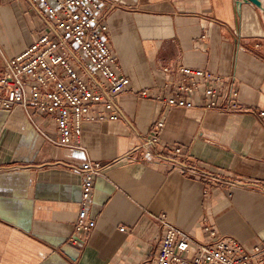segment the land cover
<instances>
[{"label": "crops", "instance_id": "obj_1", "mask_svg": "<svg viewBox=\"0 0 264 264\" xmlns=\"http://www.w3.org/2000/svg\"><path fill=\"white\" fill-rule=\"evenodd\" d=\"M108 1L110 46L130 80L115 99L121 118L86 125L74 148L49 143L39 130L54 135V126L36 112L0 110V264H149L161 214L198 241L206 224L247 248L263 244L264 0L262 9L234 0ZM42 23L28 0H0V57L21 53ZM181 65L228 79L245 111L169 107L136 94L163 85L162 66ZM158 120L160 144L183 147L210 184L164 160L121 159ZM88 159L105 169L88 208L96 224L79 247L70 241L81 199L76 168Z\"/></svg>", "mask_w": 264, "mask_h": 264}, {"label": "built area", "instance_id": "obj_2", "mask_svg": "<svg viewBox=\"0 0 264 264\" xmlns=\"http://www.w3.org/2000/svg\"><path fill=\"white\" fill-rule=\"evenodd\" d=\"M28 1L43 17V26L21 53L10 58L1 55L0 110L20 107L29 118L30 110L34 111L54 126V135L39 130L49 143L79 148L86 125L121 118L115 99L130 86L109 42L106 18L114 5L108 0ZM162 71L168 75L162 86L136 94L169 107L245 111L237 101V90L218 74L182 65L162 66ZM258 115L263 117L264 112ZM163 125L162 120L155 122L151 132L121 159L130 163L164 160L210 184L211 178L187 164L189 156L183 147L160 144ZM76 169L82 178L81 199L70 241L82 247L96 224L88 208L94 181L104 175L105 166L88 159ZM156 219V252L149 264H264V243L247 248L234 237L216 234L206 224L203 228L208 237L198 241L164 214Z\"/></svg>", "mask_w": 264, "mask_h": 264}, {"label": "water", "instance_id": "obj_3", "mask_svg": "<svg viewBox=\"0 0 264 264\" xmlns=\"http://www.w3.org/2000/svg\"><path fill=\"white\" fill-rule=\"evenodd\" d=\"M236 6H241L242 4H251L262 9V3L260 0H234Z\"/></svg>", "mask_w": 264, "mask_h": 264}]
</instances>
